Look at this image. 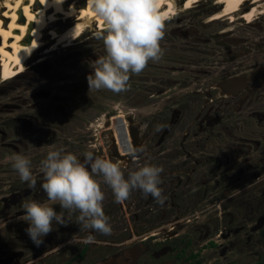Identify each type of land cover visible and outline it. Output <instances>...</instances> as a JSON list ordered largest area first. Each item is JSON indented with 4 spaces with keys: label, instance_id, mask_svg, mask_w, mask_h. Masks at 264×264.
Returning a JSON list of instances; mask_svg holds the SVG:
<instances>
[{
    "label": "rangeland",
    "instance_id": "obj_1",
    "mask_svg": "<svg viewBox=\"0 0 264 264\" xmlns=\"http://www.w3.org/2000/svg\"><path fill=\"white\" fill-rule=\"evenodd\" d=\"M253 6L201 0L161 16L162 59L130 74L121 93L89 92L91 64L106 54L98 26L70 46L47 44L24 72L0 80V257L22 251L31 264H131L127 248L139 245L137 264H264V9ZM234 77L247 83L231 93L223 82ZM117 113L136 159L116 154ZM59 149L82 161L87 152L107 157L126 176L160 166L163 204L138 189L117 203L97 177L112 234L80 231L74 213L37 247L22 205L52 203L40 162ZM17 154L31 160L34 188L13 169ZM73 234L94 240L70 243Z\"/></svg>",
    "mask_w": 264,
    "mask_h": 264
},
{
    "label": "clouds",
    "instance_id": "obj_2",
    "mask_svg": "<svg viewBox=\"0 0 264 264\" xmlns=\"http://www.w3.org/2000/svg\"><path fill=\"white\" fill-rule=\"evenodd\" d=\"M88 4L104 21V30L97 38L103 41L106 51L91 64L92 71L86 77L89 92L127 91L130 74L139 75L150 61L158 62L163 57L164 23L157 14V0H88ZM40 164L44 174L41 187L52 203L29 200L22 205L29 225L25 231L37 247L53 231L54 224L67 226L73 222L74 213H78L75 222L80 231L112 234L103 208L105 193L97 177L111 188L117 203L127 200L134 189L161 204L165 199L159 187L163 169L154 164L146 163L126 176L121 165L107 157L87 152L82 161L64 149L49 150ZM12 167L22 181L35 187L30 159L17 154L12 158ZM52 204H59L61 211L57 212ZM93 240L92 235L79 239L73 234L70 243Z\"/></svg>",
    "mask_w": 264,
    "mask_h": 264
},
{
    "label": "bare ground",
    "instance_id": "obj_3",
    "mask_svg": "<svg viewBox=\"0 0 264 264\" xmlns=\"http://www.w3.org/2000/svg\"><path fill=\"white\" fill-rule=\"evenodd\" d=\"M200 1L157 0V14L170 15ZM235 1L239 7L236 11H242L249 4L264 9V0H217L222 4ZM96 26L104 29V21L92 10L88 0H0V80L24 72L28 61L47 44L52 49L70 46L86 30ZM113 120L116 154L136 159L138 155L126 120L121 114L113 116Z\"/></svg>",
    "mask_w": 264,
    "mask_h": 264
},
{
    "label": "flooded vegetation",
    "instance_id": "obj_4",
    "mask_svg": "<svg viewBox=\"0 0 264 264\" xmlns=\"http://www.w3.org/2000/svg\"><path fill=\"white\" fill-rule=\"evenodd\" d=\"M146 249L148 250V246ZM144 251H145V249H142L139 245L129 247V248H127V253H128L127 257L128 258L127 257L126 258L130 260L131 264H137L138 260L144 255ZM20 252H21V254H19ZM122 254L124 255V252L123 253L121 252V253L117 254L116 256L120 258V256ZM9 256H10L9 259H5ZM11 256H12V259H11ZM23 257H24V253L22 251H12L9 254L0 257V264H3V263H1L2 260L8 261L7 264H31L32 263L31 261L29 262L27 260L22 261ZM161 264H168V263L165 262V263H161Z\"/></svg>",
    "mask_w": 264,
    "mask_h": 264
},
{
    "label": "water",
    "instance_id": "obj_5",
    "mask_svg": "<svg viewBox=\"0 0 264 264\" xmlns=\"http://www.w3.org/2000/svg\"><path fill=\"white\" fill-rule=\"evenodd\" d=\"M246 83H247V79L234 77V78H230V79L224 81L223 85L225 87L229 88L230 92L233 93L235 91L242 89ZM19 254H21V252ZM9 258H10V256L5 258V259H9ZM2 261H4V260H2Z\"/></svg>",
    "mask_w": 264,
    "mask_h": 264
}]
</instances>
